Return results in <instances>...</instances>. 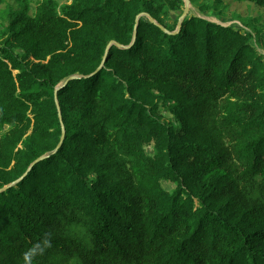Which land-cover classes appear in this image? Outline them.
I'll list each match as a JSON object with an SVG mask.
<instances>
[{
  "label": "trees",
  "instance_id": "obj_1",
  "mask_svg": "<svg viewBox=\"0 0 264 264\" xmlns=\"http://www.w3.org/2000/svg\"><path fill=\"white\" fill-rule=\"evenodd\" d=\"M183 5L0 0V264H264V29Z\"/></svg>",
  "mask_w": 264,
  "mask_h": 264
},
{
  "label": "rangeland",
  "instance_id": "obj_2",
  "mask_svg": "<svg viewBox=\"0 0 264 264\" xmlns=\"http://www.w3.org/2000/svg\"><path fill=\"white\" fill-rule=\"evenodd\" d=\"M37 0H29L30 13L33 11L34 5ZM60 6L63 3H69L71 0H55ZM210 0H206L209 2ZM212 3V2H210ZM15 9H19V5L15 2H10ZM184 8V5H183ZM212 12H201L198 5L190 3L188 16H198L208 19L213 22L220 23L222 25H237L243 27L244 22H251V27L259 26L261 30L264 29V7H260L256 3L249 0H221L220 3L216 4V7ZM251 19V20H250ZM250 20V21H249ZM249 30V29H247ZM262 37V36H261ZM258 38H260L258 36ZM258 51L263 55L264 58V46L262 40L259 39ZM165 186L170 187L169 184L164 183Z\"/></svg>",
  "mask_w": 264,
  "mask_h": 264
},
{
  "label": "water",
  "instance_id": "obj_3",
  "mask_svg": "<svg viewBox=\"0 0 264 264\" xmlns=\"http://www.w3.org/2000/svg\"><path fill=\"white\" fill-rule=\"evenodd\" d=\"M189 8H190V1H189V0H184V8H183V11H182L180 17L178 18V22H177L176 29H175L174 31H172V33H176V32H178V31L180 30L182 20L187 16L188 11H189ZM140 15H141V14H140ZM140 15H138L137 18H136V24H137V19L139 18ZM146 15L148 16V18H149V20H150L151 22L156 23L152 17H150L148 14H146ZM136 24H135V28H136ZM159 26H160L163 30H166L163 26H161V25H159ZM134 40H135V36H133L132 43H133ZM132 43H130V45H131ZM111 44H116V45L120 46V44L116 43L115 41H110V43H109L108 46L106 47V50H105V53H104V59H105V57H106V55H107L108 48L110 47ZM128 46H129V45H128ZM104 59L102 60V62H101V64H100V66L98 67V69L102 66V64H103V62H104ZM73 77H74V76H70V77H68V78L64 81V83H66L69 79H71V78H73ZM57 109H59V105H58V103H57ZM59 119H60V121H61V115H60V114H59ZM61 125H62V133H61L60 141H59V143L57 144L56 148L53 150V152H55V151L60 147V145H61V143H62V141H63V138H64V126H63L62 122H61ZM46 156H47V155L45 154V155H42V156L38 157L37 159H35V160L30 164V166L28 167V169L26 170V172H25L20 178L16 179L15 181H13L12 183H10L9 185L14 184V183H16L17 181H19V179H21L23 176H25L26 173L29 171V169H30V168H31L36 162L40 161L41 159H43V158L46 157ZM9 185H7V186H9ZM7 186H5V187H3V188H0V191H2L3 189H5Z\"/></svg>",
  "mask_w": 264,
  "mask_h": 264
}]
</instances>
